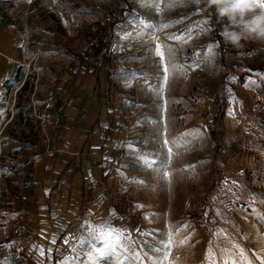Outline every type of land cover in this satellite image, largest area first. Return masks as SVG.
Returning a JSON list of instances; mask_svg holds the SVG:
<instances>
[{
  "label": "rangeland",
  "instance_id": "obj_1",
  "mask_svg": "<svg viewBox=\"0 0 264 264\" xmlns=\"http://www.w3.org/2000/svg\"><path fill=\"white\" fill-rule=\"evenodd\" d=\"M0 10L39 36L43 49L78 44L97 62L106 52L127 113L115 144L121 183L84 206L58 251L67 255L55 264H118V252L92 259L108 239L125 251L130 246L143 264H264V220L258 218L264 214V44L221 48L215 10L204 0H0ZM99 38L105 44L96 53ZM249 64L262 72L242 84L237 75ZM13 103L6 101L4 110H16ZM223 107L225 114H218ZM22 108L39 110L29 97ZM4 115L0 264H11L18 242L4 239L17 228L18 215L7 203L11 195H1L14 175L8 165L30 153L28 131Z\"/></svg>",
  "mask_w": 264,
  "mask_h": 264
},
{
  "label": "crops",
  "instance_id": "obj_2",
  "mask_svg": "<svg viewBox=\"0 0 264 264\" xmlns=\"http://www.w3.org/2000/svg\"><path fill=\"white\" fill-rule=\"evenodd\" d=\"M41 42L0 10V121L6 113L9 123L21 121L30 153L9 168L14 175L2 193L11 195L7 203L18 215L11 264H54V251L84 206L116 192L122 180L115 144L123 139L127 113L110 75L112 60L93 61L78 44L43 49ZM27 97L38 112L22 108ZM6 101L16 110L10 104L4 110Z\"/></svg>",
  "mask_w": 264,
  "mask_h": 264
},
{
  "label": "clouds",
  "instance_id": "obj_3",
  "mask_svg": "<svg viewBox=\"0 0 264 264\" xmlns=\"http://www.w3.org/2000/svg\"><path fill=\"white\" fill-rule=\"evenodd\" d=\"M222 25L225 45L242 47V41L264 44V0H204Z\"/></svg>",
  "mask_w": 264,
  "mask_h": 264
},
{
  "label": "trees",
  "instance_id": "obj_4",
  "mask_svg": "<svg viewBox=\"0 0 264 264\" xmlns=\"http://www.w3.org/2000/svg\"><path fill=\"white\" fill-rule=\"evenodd\" d=\"M220 26H221L220 23H214V35H215L214 37H215L216 40L219 41V43H220V47L222 48V47H224V43H223V40H222L221 36L219 35V28H220ZM98 28H99L98 32H101V33H102V32L104 31V29H103L102 26H98ZM98 32H96V31H95V32H89V36H90V37H95V36H96V33H98ZM98 42H99V43H98L97 46H95L94 51H95L96 53H101V52H102L103 45L105 44V42H104V40L101 39V38L98 39ZM92 47H93V46H92ZM110 60H112L111 57L108 56V55L106 54V52H103V53H102V56H101V62H102V63H105V62L110 61ZM244 69L247 70V72H245V73H241V74H238V75H237V81L240 82V83H242V84H245V83H246V81L248 80V78H250L251 73H252L253 71L258 70V71L262 72V68H261L259 65H254V64L246 65V66L244 67ZM217 113H218V112H217ZM218 114L224 115V114H225V107H223L222 109H220V112H219ZM214 136H215L216 139H218V134H217L216 130H214ZM15 166H16V165L9 164V165H8V168H15ZM9 192H11V191H9ZM14 195H16V194L14 193ZM1 196L3 197V195H1ZM204 215H205V212L202 211V212H200V213H197L195 216H196V218H198L199 220H201L202 218H204ZM138 222H139V221H138ZM138 222H137V223H138ZM18 232H19V231H16V230H15V231H12V232L6 237V239H4V242H5V243H10V242H12V241L17 237ZM66 255H67V253H65V252H64V254H61V255H60L59 253H55V251H54V253H53L54 264L57 262V260L63 258V257L66 256ZM21 258H22V257H21ZM16 259H17V257H16ZM13 260H15V259L13 258ZM13 260H12V261H13Z\"/></svg>",
  "mask_w": 264,
  "mask_h": 264
},
{
  "label": "snow or ice",
  "instance_id": "obj_5",
  "mask_svg": "<svg viewBox=\"0 0 264 264\" xmlns=\"http://www.w3.org/2000/svg\"><path fill=\"white\" fill-rule=\"evenodd\" d=\"M202 23H207L206 21H203ZM167 27V25H165ZM178 39V37H175ZM211 47V45H209ZM157 52L159 54V49H157ZM259 219L264 220V214L258 216ZM103 239V237H102ZM89 253H91V249H88ZM98 252L97 256L92 257V259L99 260L100 258H108L110 259L111 256L116 255L117 252L119 255H116L118 264H143L141 260V256L138 255L130 246L127 247V251H125V246L121 244L113 245L111 242V239H108L107 244L103 248H99L96 250ZM43 254V252L41 253ZM126 257V259L121 260V257ZM241 256L243 257V253H241ZM230 264H236L235 261H230ZM240 264H245L244 259H241Z\"/></svg>",
  "mask_w": 264,
  "mask_h": 264
}]
</instances>
